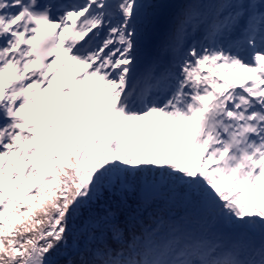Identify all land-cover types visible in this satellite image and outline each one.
Masks as SVG:
<instances>
[{"label":"snow or ice","instance_id":"snow-or-ice-1","mask_svg":"<svg viewBox=\"0 0 264 264\" xmlns=\"http://www.w3.org/2000/svg\"><path fill=\"white\" fill-rule=\"evenodd\" d=\"M0 264H264V0H0Z\"/></svg>","mask_w":264,"mask_h":264},{"label":"bare ground","instance_id":"bare-ground-1","mask_svg":"<svg viewBox=\"0 0 264 264\" xmlns=\"http://www.w3.org/2000/svg\"><path fill=\"white\" fill-rule=\"evenodd\" d=\"M238 75V74H237ZM230 79H231V77H230Z\"/></svg>","mask_w":264,"mask_h":264}]
</instances>
